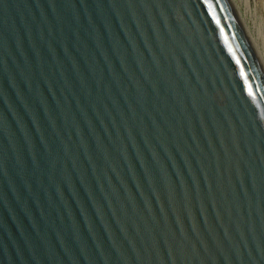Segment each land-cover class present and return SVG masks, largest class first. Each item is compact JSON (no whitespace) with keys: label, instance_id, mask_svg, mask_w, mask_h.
Returning a JSON list of instances; mask_svg holds the SVG:
<instances>
[{"label":"water","instance_id":"95a60500","mask_svg":"<svg viewBox=\"0 0 264 264\" xmlns=\"http://www.w3.org/2000/svg\"><path fill=\"white\" fill-rule=\"evenodd\" d=\"M0 264H264L229 0H0Z\"/></svg>","mask_w":264,"mask_h":264},{"label":"rangeland","instance_id":"374dc122","mask_svg":"<svg viewBox=\"0 0 264 264\" xmlns=\"http://www.w3.org/2000/svg\"><path fill=\"white\" fill-rule=\"evenodd\" d=\"M252 37L264 56V0H238Z\"/></svg>","mask_w":264,"mask_h":264},{"label":"bare ground","instance_id":"6f19581e","mask_svg":"<svg viewBox=\"0 0 264 264\" xmlns=\"http://www.w3.org/2000/svg\"><path fill=\"white\" fill-rule=\"evenodd\" d=\"M229 1L231 3L232 7L237 12V15H238V17H239V19H240V21H241V23L245 29L247 38H248L251 46L253 47V49L255 51V55L257 56V59H258V62L260 64L261 68L264 71V56H263L262 52L260 51V49L257 47L255 39L252 37V34L249 30V27H248L247 23L245 22L244 13H243L242 9L240 8L239 1L238 0H229ZM246 2H247V0H246ZM248 3L249 2H247V4H246L247 9H248Z\"/></svg>","mask_w":264,"mask_h":264},{"label":"snow or ice","instance_id":"6c2138e0","mask_svg":"<svg viewBox=\"0 0 264 264\" xmlns=\"http://www.w3.org/2000/svg\"><path fill=\"white\" fill-rule=\"evenodd\" d=\"M210 7H211V5H210ZM251 91V90H250Z\"/></svg>","mask_w":264,"mask_h":264}]
</instances>
